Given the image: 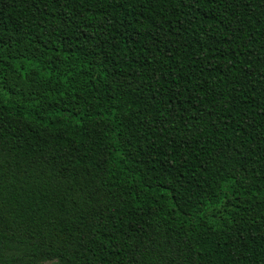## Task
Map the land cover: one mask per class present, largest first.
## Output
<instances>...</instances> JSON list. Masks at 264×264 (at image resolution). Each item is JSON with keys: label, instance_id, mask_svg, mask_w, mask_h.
Here are the masks:
<instances>
[{"label": "trees", "instance_id": "1", "mask_svg": "<svg viewBox=\"0 0 264 264\" xmlns=\"http://www.w3.org/2000/svg\"><path fill=\"white\" fill-rule=\"evenodd\" d=\"M0 264H264V0H0Z\"/></svg>", "mask_w": 264, "mask_h": 264}]
</instances>
